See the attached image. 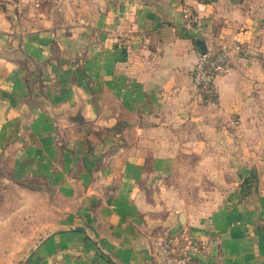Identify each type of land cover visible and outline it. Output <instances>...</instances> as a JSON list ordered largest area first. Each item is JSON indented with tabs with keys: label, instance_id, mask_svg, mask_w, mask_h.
<instances>
[{
	"label": "crops",
	"instance_id": "obj_1",
	"mask_svg": "<svg viewBox=\"0 0 264 264\" xmlns=\"http://www.w3.org/2000/svg\"><path fill=\"white\" fill-rule=\"evenodd\" d=\"M234 1L119 0L117 10L114 0H88L76 23L0 32V169L24 196L42 194L52 216L27 264H115L99 246L119 264H149L150 226L161 222L205 243L191 264H264V31L245 30L249 18ZM184 6L208 39L186 32ZM220 42H246L254 53L229 52L232 72L216 78L208 106L193 94L191 70L200 50ZM82 53L84 91L75 76ZM52 89L84 99V125L48 115L41 101ZM215 148L232 180L213 175L207 210L169 205L148 216L151 185L184 154L199 153L203 165Z\"/></svg>",
	"mask_w": 264,
	"mask_h": 264
},
{
	"label": "rangeland",
	"instance_id": "obj_2",
	"mask_svg": "<svg viewBox=\"0 0 264 264\" xmlns=\"http://www.w3.org/2000/svg\"><path fill=\"white\" fill-rule=\"evenodd\" d=\"M87 1L11 0L12 9L5 11L3 5L9 2L0 0V32L26 33L33 29H40L45 25L56 29L63 25L76 23L78 16L83 14L82 11ZM233 3L238 5V9L243 13H247L248 23L242 24V27L247 24L245 30L249 32L262 29L264 31V0H236ZM119 5V0H114L113 6L117 10ZM182 14L186 32L192 33L198 40L208 39L206 31L200 23L201 19L190 7L184 6ZM216 47V49H208V52L216 54L225 49L228 53V60L229 52H236L248 57L254 53L246 42H220ZM206 52L207 50H205ZM86 59V53H82L76 60L80 65L77 68L79 72L75 71V76L80 78V90L82 91L89 84ZM35 67L36 69H32L33 75L35 78H39L40 67ZM67 73L71 74L69 70L64 72V74ZM52 90L56 94L49 91L50 95L45 96L41 101L46 106V112L51 118L62 107L69 106L72 111L76 109L79 104L78 96L68 97L57 89ZM38 99L40 101V98ZM222 151V149H210L209 160L207 163L203 162V165L198 158L199 153L193 152L191 155L183 153L182 159L177 162L172 172L157 185L155 183L151 185L147 192V199L151 203V206L146 208L148 216L151 218L154 215L158 216L159 210L164 212L169 208V205L172 206L170 210L176 213L199 215L201 212H205L207 209L200 206L203 203L212 202L214 199V194L211 191L213 175L220 171L223 175L226 174L222 179L228 177L229 180H232L229 175L231 171L228 170L230 163L212 159V157L218 156L217 152ZM236 178L239 177H235L234 182H237ZM240 183L242 185L245 182L240 178ZM38 184L40 183L38 182ZM15 188L14 184L8 181L6 172L0 169V264H17L24 258L23 264H27L31 257V255L25 257L27 252L40 238L46 237V233L53 227L51 210L41 207L42 194L39 193L36 194V197H31L35 202L41 203L31 208L26 205V202L31 198L24 196ZM159 200L161 205H159ZM156 218L158 219V217ZM150 227V238L146 244L149 264H191L198 260L200 254L206 250L205 243L190 239L184 228H180L176 232L177 235H170L165 231L167 228L165 223L161 222Z\"/></svg>",
	"mask_w": 264,
	"mask_h": 264
},
{
	"label": "built area",
	"instance_id": "obj_3",
	"mask_svg": "<svg viewBox=\"0 0 264 264\" xmlns=\"http://www.w3.org/2000/svg\"><path fill=\"white\" fill-rule=\"evenodd\" d=\"M224 51L198 55L191 70V88L195 96L201 97L208 106L215 103V80L230 76L232 69L228 64V53Z\"/></svg>",
	"mask_w": 264,
	"mask_h": 264
},
{
	"label": "water",
	"instance_id": "obj_4",
	"mask_svg": "<svg viewBox=\"0 0 264 264\" xmlns=\"http://www.w3.org/2000/svg\"><path fill=\"white\" fill-rule=\"evenodd\" d=\"M202 46H204V43H201ZM199 54H205V49L200 50ZM78 101L79 104L76 107V109L74 110V112H71L68 109H62L59 112L53 114L54 117H63L64 120L70 124H74V125H84L86 123V118L84 116V106H85V101L82 97L78 96ZM76 231H81L84 232V230L82 228H75ZM43 240V238H40L38 240V242L27 252L25 257L30 256L33 251L37 248L38 244ZM99 249L101 250V252L104 254V256H106L107 258H109L113 263L115 264H119L112 256H110L109 254H107L100 246ZM25 259V258H24ZM24 259L20 260L17 264H23L24 263Z\"/></svg>",
	"mask_w": 264,
	"mask_h": 264
}]
</instances>
